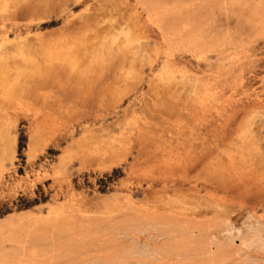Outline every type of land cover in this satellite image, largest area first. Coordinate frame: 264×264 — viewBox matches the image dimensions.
Instances as JSON below:
<instances>
[{"label": "rangeland", "instance_id": "374dc122", "mask_svg": "<svg viewBox=\"0 0 264 264\" xmlns=\"http://www.w3.org/2000/svg\"><path fill=\"white\" fill-rule=\"evenodd\" d=\"M63 209L46 264H264V0H0V222Z\"/></svg>", "mask_w": 264, "mask_h": 264}, {"label": "bare ground", "instance_id": "6f19581e", "mask_svg": "<svg viewBox=\"0 0 264 264\" xmlns=\"http://www.w3.org/2000/svg\"><path fill=\"white\" fill-rule=\"evenodd\" d=\"M188 15V14H187ZM192 25V24H191ZM184 26V25H183ZM187 26V25H185ZM189 27V26H188ZM163 32V31H162ZM193 34V33H192ZM52 211V209H51ZM50 211V212H51ZM55 211V210H54ZM69 213V212H68ZM68 213L65 209L55 211L53 215L48 216L46 218H42L40 216H30L26 212H18L15 215L10 214L4 220L0 222V264H15L14 260H18V264H46L50 263L52 260L56 258H60L62 256L69 255L70 253L64 252V249L61 247L63 242L56 241L52 243L48 248L37 246V239L43 237H56L59 233H63L70 243L74 242L75 247H79L78 240L83 244L81 236L83 233H86L90 229H92V224L86 223H74L72 219L68 216ZM51 214V213H50ZM94 219H92L93 221ZM130 220V219H129ZM83 221V220H82ZM90 221V220H89ZM96 221V220H95ZM127 221V220H126ZM124 222V221H123ZM96 223V222H95ZM98 224V223H97ZM128 224V223H127ZM161 224V223H160ZM163 224V223H162ZM169 224V222H168ZM96 225V224H95ZM151 226V224H149ZM153 225V224H152ZM128 226V225H127ZM157 226V225H156ZM169 226V225H168ZM159 227V226H158ZM165 227V226H164ZM184 227V226H183ZM137 229V228H136ZM139 229V228H138ZM141 229V227H140ZM137 230L138 232H143V230ZM145 229V228H144ZM132 230V229H130ZM162 230V229H161ZM136 231V230H135ZM91 232V230H90ZM145 232V231H144ZM252 232V231H251ZM257 232V231H256ZM252 238L256 236V233ZM92 233V232H91ZM253 233V232H252ZM251 233V235H253ZM165 234V233H164ZM247 234V233H246ZM250 234V233H249ZM127 235V234H126ZM149 235V234H148ZM162 235V234H161ZM243 235V234H242ZM241 236V235H240ZM248 236V235H245ZM258 236V235H257ZM256 236V237H257ZM260 236V235H259ZM255 237V238H256ZM249 238V237H248ZM258 238V237H257ZM256 238V240H257ZM85 239V238H84ZM261 239V236H260ZM229 240H231L229 238ZM241 240V239H240ZM186 241V240H185ZM258 241L259 238H258ZM6 242H10L11 245L9 248H4L3 245ZM246 242V240H245ZM244 242V243H245ZM256 242V241H255ZM80 243V244H81ZM95 243V242H94ZM248 243V242H246ZM259 243V242H258ZM262 243V242H261ZM249 244V243H248ZM260 244V243H259ZM84 245V244H83ZM243 245V244H242ZM245 245V244H244ZM264 245L263 243L261 246ZM66 246V245H65ZM73 246V245H71ZM173 246H175L173 244ZM249 246V245H248ZM119 247V246H118ZM136 247V245L134 246ZM186 247V246H185ZM246 247V246H245ZM71 248V247H67ZM74 248V247H73ZM72 248V249H73ZM117 248V247H116ZM120 248V247H119ZM123 248V247H122ZM130 247H128L129 249ZM132 248V247H131ZM172 248V247H170ZM179 248V247H178ZM127 249V250H128ZM134 249V248H133ZM140 249V248H135ZM137 252V250H135ZM143 249V247L141 248ZM206 249V248H205ZM123 250V249H122ZM121 250V251H122ZM130 250V249H129ZM128 250V251H129ZM146 250V249H145ZM151 250V248H150ZM153 250V249H152ZM139 251V250H138ZM142 251V250H141ZM157 252V250H155ZM233 251V250H232ZM118 252V250L116 251ZM127 252V251H126ZM140 252V251H139ZM145 252V251H143ZM142 252V253H143ZM147 252V251H146ZM150 252V251H149ZM153 251H151L152 253ZM163 252V249H162ZM115 253V251H114ZM138 253V252H137ZM148 253V252H147ZM146 253V254H147ZM121 254V253H118ZM124 254V252H122ZM164 254V253H163ZM95 255V254H94ZM98 254H96L97 256ZM103 255V254H102ZM109 255V254H108ZM117 255V253L115 254ZM114 255V256H115ZM125 255V254H124ZM137 255V254H136ZM143 255V254H142ZM155 255V254H154ZM99 256V255H98ZM104 256V255H103ZM112 256V255H111ZM113 256V257H114ZM120 256V255H119ZM152 256V255H151ZM150 256V257H151ZM92 257V256H91ZM118 257V255H117ZM124 257V256H123ZM129 257V256H128ZM143 257V256H142ZM145 257V256H144ZM85 256L82 258V260ZM86 257V262L87 263ZM94 258V257H93ZM96 258V257H95ZM94 258V259H95ZM98 258V257H97ZM101 258V256H100ZM99 258V260H100ZM110 258V257H109ZM112 258V257H111ZM121 258V257H118ZM161 258V257H160ZM91 258H89L90 260ZM96 260V259H95ZM102 260V258H101ZM108 260V259H106ZM112 260V259H111ZM144 260V259H143ZM105 261V260H103ZM119 261V260H118ZM122 261V260H121ZM134 261V260H133ZM141 261V260H140ZM17 262V261H16ZM75 262V261H74ZM77 262V260H76ZM75 262V263H76ZM81 262V259H80ZM94 262V261H93ZM97 262V261H96ZM108 262V261H107ZM126 262V261H125ZM145 262V261H144ZM150 263V261H148ZM78 263V262H77ZM91 263V262H90ZM103 263V262H102ZM110 263V262H109ZM114 263V262H113ZM112 263V264H113ZM136 263V262H135ZM134 263V264H135ZM55 264V263H53ZM79 264V263H78ZM81 264V263H80ZM106 264V263H105ZM111 264V263H110ZM116 264V263H115ZM141 264V263H140ZM154 264V262H153Z\"/></svg>", "mask_w": 264, "mask_h": 264}, {"label": "trees", "instance_id": "16d2710c", "mask_svg": "<svg viewBox=\"0 0 264 264\" xmlns=\"http://www.w3.org/2000/svg\"><path fill=\"white\" fill-rule=\"evenodd\" d=\"M21 141L19 142V149H21ZM118 175H121V168L115 167L112 169V172L107 175L108 179H113V177H117Z\"/></svg>", "mask_w": 264, "mask_h": 264}]
</instances>
